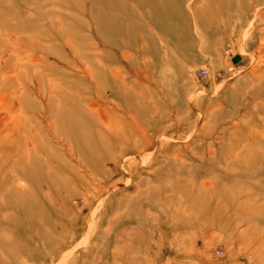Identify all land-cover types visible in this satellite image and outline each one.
<instances>
[{"label": "rangeland", "instance_id": "374dc122", "mask_svg": "<svg viewBox=\"0 0 264 264\" xmlns=\"http://www.w3.org/2000/svg\"><path fill=\"white\" fill-rule=\"evenodd\" d=\"M0 264H264V0H0Z\"/></svg>", "mask_w": 264, "mask_h": 264}]
</instances>
